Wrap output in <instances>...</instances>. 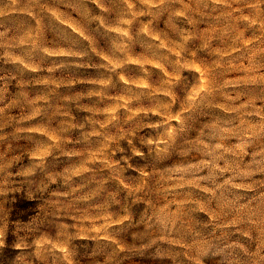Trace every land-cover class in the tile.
Segmentation results:
<instances>
[{"label":"rangeland","instance_id":"obj_1","mask_svg":"<svg viewBox=\"0 0 264 264\" xmlns=\"http://www.w3.org/2000/svg\"><path fill=\"white\" fill-rule=\"evenodd\" d=\"M0 264H264V0H0Z\"/></svg>","mask_w":264,"mask_h":264}]
</instances>
